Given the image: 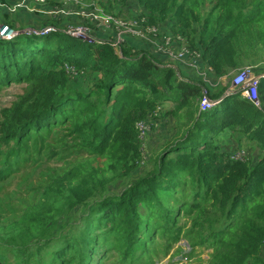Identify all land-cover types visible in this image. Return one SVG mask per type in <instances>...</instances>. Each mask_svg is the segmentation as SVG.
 Segmentation results:
<instances>
[{
	"label": "trees",
	"instance_id": "obj_1",
	"mask_svg": "<svg viewBox=\"0 0 264 264\" xmlns=\"http://www.w3.org/2000/svg\"><path fill=\"white\" fill-rule=\"evenodd\" d=\"M136 1V10L146 12L144 25L183 35L215 80L264 55V0ZM121 3L128 0H114L106 10ZM51 28L0 36V89L25 83L0 107V262L13 254L16 264H90L100 226L106 240H115L104 256L118 250L131 258L122 264H149L141 251L158 234L174 241L183 235L191 249L208 246L210 264H264V110L240 94L203 111L204 89L217 100L230 82L215 87L181 79L179 67L140 47L123 45L119 54L112 39L85 40ZM72 67L94 78L90 89L74 85ZM171 103L184 131L130 179L142 158L136 125ZM227 132L247 138L258 157H230L217 141ZM56 160L59 165H47ZM120 178L125 189L107 194V184ZM78 207L85 212L69 217ZM76 222L78 238H66L44 260L42 249Z\"/></svg>",
	"mask_w": 264,
	"mask_h": 264
},
{
	"label": "rangeland",
	"instance_id": "obj_2",
	"mask_svg": "<svg viewBox=\"0 0 264 264\" xmlns=\"http://www.w3.org/2000/svg\"><path fill=\"white\" fill-rule=\"evenodd\" d=\"M36 1L37 0H0V32L8 26V29H12L11 32L15 33V35L21 33L31 34L36 31L51 29L53 24L59 25V27L65 30L79 29L80 32H77L79 38L85 40H101L106 38L114 40L119 54L121 53V46L123 45L129 47L136 46V49L140 47L141 49L149 51L151 55L157 57L161 63L165 60V62L173 63L179 67V71L183 76L181 79H192V77L196 79L201 78L204 80V83L207 84L218 81L217 78L216 80H211V77L215 76L212 70L206 65L200 63L198 66L194 67L189 64L190 60L188 58L181 59L176 56V53L183 45L182 41L177 40V36L181 34L175 31L173 33H165L166 31L163 28L159 29L157 26H155L158 29L157 35L147 32L146 28L148 26L150 27V25H144L147 20L145 15L146 12L144 10L142 11L141 8L136 10L139 8L136 0H128V4L123 3V6L121 3V8L117 9V7H115L113 11L106 10V6L114 2V0H47L44 3H38ZM208 6L209 3L203 5V11L208 10ZM117 10L120 11L119 14L114 15L113 13ZM142 15L143 17H140ZM107 17L111 18L107 20ZM120 20L132 22L134 24L133 28L136 30L135 34L128 31V27L126 26L116 25V21L121 23ZM8 23H11L15 27H11ZM133 28L131 29L134 30ZM140 30H143V32ZM108 34L111 36H108ZM164 36L172 37V43L168 47L174 51V54L158 50V46L163 43L162 38ZM181 37L185 39L183 35H181ZM198 59H200V57ZM245 65L249 67L248 72L250 75L262 77L261 86L258 89V96L255 103L264 110V55L255 61L245 59V63L241 64L238 67L239 69H231L226 76L224 75L225 78L222 77L220 79V85L231 83V78L233 79L240 69L245 68H240ZM71 70L73 78L77 82L74 85L83 90L90 89V85L94 78L73 67ZM24 86L25 83H12V85L0 89V107L9 106L17 98L18 94L22 92V87ZM242 96L246 97L243 94ZM173 106V103L162 104L148 119H144L136 125L139 131V137L142 141V158L140 165L133 171L130 179L138 178L153 164L154 158L173 142V138L178 137L180 133L184 131L185 126L179 130L176 116L169 112ZM219 106L222 108L223 104ZM183 121L185 125V119ZM231 134V132L223 133L217 139L220 148L227 151L230 157L239 158L244 157L245 154L251 157H258L260 150H258L253 143L240 134L237 137H233ZM66 154H74L72 157H78V153L72 150L67 151ZM85 156L86 154H81L79 157ZM59 164L60 161L56 160L53 164L48 163L47 165L57 166ZM17 167H23V165H17ZM23 174L24 173H21L15 176L13 180L15 185H17V182L22 178ZM126 183L127 182L121 178L112 180L107 184L105 192L111 195H119L125 189ZM84 212L83 208L78 207L69 217L79 216ZM76 224H78L76 227L67 226L64 228L62 231L63 239L60 232L59 238L57 240L54 239V244L48 245V248L42 249L41 256L44 257V260H47L53 253L52 250L66 238H78L81 228H79V222H76ZM58 231L59 228L57 227L52 229L53 234ZM101 231H103V229L100 226H97L94 231L95 234L99 236L100 245L97 252L94 253L95 256L90 264H99L102 255L101 264H122L119 263L118 260L125 261L131 259L122 258V254L121 252L119 253L118 250L109 252V254H107L108 256H104V254L111 249L110 245L114 248L115 240L113 237L106 240ZM152 235H155V233L152 232ZM145 243L147 244L148 251H141V253L143 254V260L148 259L149 264H210L208 261H210L213 251L208 246L191 249L188 240H186L183 235L180 236V239L174 241L171 238H164L161 234H158L155 240L151 238L146 239ZM189 254L191 256H188ZM0 257L2 256L0 255ZM68 257V255L65 256V258ZM150 258H152L153 261H149ZM5 259L7 262L1 260L3 263L0 262V264H16L18 261V258L13 254L10 256L11 261L7 258Z\"/></svg>",
	"mask_w": 264,
	"mask_h": 264
},
{
	"label": "built area",
	"instance_id": "obj_3",
	"mask_svg": "<svg viewBox=\"0 0 264 264\" xmlns=\"http://www.w3.org/2000/svg\"><path fill=\"white\" fill-rule=\"evenodd\" d=\"M47 0H37L36 2L38 3H44ZM111 17H107V20H109ZM121 23L116 21V25H122V26H126L128 27V31H130L131 33L135 34V29L134 24L132 22H126V21H122L120 20ZM131 28H133L134 30H132ZM51 29H46L44 31H36L33 32V34H37V35H43V34H47L49 31H51ZM12 29H8V26L5 27L4 30H1L0 32V36L1 38L5 39V40H9V39H13L15 38L17 35H15V33L11 32ZM143 32V30H140ZM146 31L157 35L158 34V29L155 26H148L146 28ZM67 33L75 36V37H79L77 32H80L79 29H68L66 30ZM91 40V39H90ZM172 37L171 36H164L162 38L163 43L161 45L158 46V50L159 51H164L167 52L169 54H174V51L170 49V47H168L169 45H171L172 43ZM177 40L182 41L183 45L181 46V48L179 49V51L176 53V56L178 58H188L190 60L189 64L196 67L198 66L200 63L203 64L202 62V56L201 53L195 49H192L188 43H187V39L182 38L181 35L177 36ZM115 45V43H113ZM200 57V59H198ZM210 70H212L211 67H208ZM249 67H245L243 69H241L239 71V73L235 74V76L233 77V79L231 78V84L228 86V89L225 91V96L227 95H237V94H243L245 95L247 98L251 99L252 101H256L257 96H258V89L261 86V82H262V77L261 76H255V75H250L248 72ZM225 78V76H222ZM218 78V81H215V83H210L213 84L214 86L216 85V82H221L220 79L222 78ZM211 80H213L211 78ZM227 84V83H226ZM225 84V85H226ZM241 94V95H242ZM223 98L221 97L218 100H212L210 98V96L208 95V92L206 89H204V97L201 100L200 103V108L201 110H207L212 108L214 105L218 104L221 102ZM243 158V157H240Z\"/></svg>",
	"mask_w": 264,
	"mask_h": 264
},
{
	"label": "clouds",
	"instance_id": "obj_4",
	"mask_svg": "<svg viewBox=\"0 0 264 264\" xmlns=\"http://www.w3.org/2000/svg\"><path fill=\"white\" fill-rule=\"evenodd\" d=\"M204 65H206V64H204ZM206 66L209 67L208 65H206ZM245 67H248V66H245ZM242 68H243V67H242ZM240 70H241V69H240ZM240 70H239V71H240ZM212 72H213V69H212ZM238 73H239V72H238ZM211 78H212V79H215L214 77H211ZM206 84H207V83H206ZM224 94H225V93H224ZM224 94H223V96H221L223 99H224V97H226ZM237 95H240V94H237ZM227 96H235V95H227ZM221 97H220V98H221ZM220 98H219V99H220ZM223 99L221 100L220 103H218V104H216V105L221 104V103L223 102ZM217 100H218V99H217ZM200 103H201V102H200ZM214 106H215V105H214ZM214 106H213V107H214ZM200 109H201V108H200ZM203 111H205V110H203ZM245 156H247V155L245 154ZM245 156H244V157H245ZM235 158H236V157H235ZM237 159H243V158H240V157H239V158H237Z\"/></svg>",
	"mask_w": 264,
	"mask_h": 264
}]
</instances>
